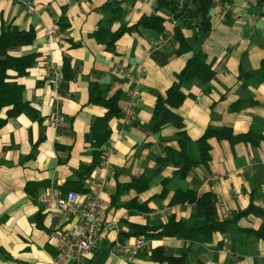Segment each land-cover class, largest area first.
<instances>
[{
	"label": "crops",
	"instance_id": "0c3cea01",
	"mask_svg": "<svg viewBox=\"0 0 264 264\" xmlns=\"http://www.w3.org/2000/svg\"><path fill=\"white\" fill-rule=\"evenodd\" d=\"M27 3L35 6L33 12ZM111 4L119 5L122 15L98 37L101 23L112 15ZM152 15L164 19L162 32L140 22ZM211 16L209 33L196 37L195 23L176 21L173 10L158 8L157 0H0V31L3 23L34 30V42L17 54H37L28 75L18 79L28 108L15 116L7 117L6 110L0 115L6 118L0 126V264H53L51 233L75 225L70 215H53L37 196L46 188L86 191L81 169L94 160L93 125L107 112L91 101L92 85L104 99L120 94V115L108 124L106 144L115 143L113 173L101 211L102 221L115 224L81 264H169L154 258L157 250L158 257L179 259L175 264H264V8L258 0L216 1ZM122 25L132 29L114 50L108 49L109 35ZM51 26L58 30L53 46L45 34ZM176 26L190 45L182 53ZM199 49L214 76L183 84L184 101L172 109L182 117V129L173 122L156 127L158 98L166 97ZM47 59L62 74L56 85ZM114 65L130 69L136 78L114 73ZM137 84L136 119L124 124L123 112ZM223 128L252 136L248 141L211 137L210 159L180 176L181 165L171 160L181 148L180 131L197 141L208 129ZM178 189L209 193L215 219H232L228 230L215 232L205 243L140 233L144 228L154 232L171 217L187 221L194 215L195 203H172ZM132 201L148 212H130L126 204ZM138 235L146 237L147 246L133 260L115 248L117 240ZM66 264L78 263L70 258Z\"/></svg>",
	"mask_w": 264,
	"mask_h": 264
},
{
	"label": "trees",
	"instance_id": "16d2710c",
	"mask_svg": "<svg viewBox=\"0 0 264 264\" xmlns=\"http://www.w3.org/2000/svg\"><path fill=\"white\" fill-rule=\"evenodd\" d=\"M219 1L226 3L228 0H188L183 5L180 0H157L158 8H170L175 14L176 21H182L187 25L195 23L197 26V36H203L209 33L212 28L211 9L215 2ZM258 3L264 8V0H258ZM111 13L109 19L103 21L97 30L98 37L102 31H107L112 22L119 19L122 15V8L119 5L111 4ZM141 23L145 26L153 27L158 31H163L164 19L157 15L144 16L141 18ZM131 27L122 25L121 28L109 35L106 44L107 48L114 50L116 41ZM36 38L34 30H21L13 24H2L0 31V115L3 110H6L7 117L20 114L24 109L28 108L27 102L23 98L24 85L18 79L28 75V70L35 62L37 54H17L23 46L30 45ZM175 39L181 44L179 53L190 48L189 43L184 37L181 28L176 26ZM207 55L203 50L195 51L188 60L186 67L179 73L177 81L167 91L166 97L160 96L155 108L154 119H156V127H160L166 123L173 122L177 127H183L182 117L175 113L172 109L179 107L185 98L182 91V86L185 82L194 78H201L204 81H210L214 76L212 64L208 62ZM264 66V65H263ZM262 66V68H263ZM253 71L252 74H259L261 70ZM263 78V77H260ZM92 85L91 101L100 103L107 108V112L103 117L96 120L93 125L95 131L96 143L94 160L90 165H84L81 172L87 178L93 170L100 164L102 160L103 147L110 136L109 121L115 116H119L121 108L119 107L120 94H116L109 99H104L101 95L102 90ZM6 118H0V126L3 125ZM250 134L234 135L231 128H223L221 130L208 129L197 141H192L185 130L180 131V150L172 153V161L177 165H181L178 170L180 176H185L187 172L194 166L205 163L210 159L211 145L209 139L217 137L219 139H230L232 141H248L251 139ZM196 149V151H195ZM169 159V158H168ZM132 186V185H130ZM129 187V186H126ZM195 203L196 212L187 221L176 220L171 217L166 224L157 227L154 232H148V228H144L140 233L148 234L152 237H182L191 241L209 242L215 232H226L230 227L231 220L217 221L214 215L212 198L209 193L198 196L197 192L192 189H178L172 199V203ZM129 211L148 212V208L143 204H138L132 201L126 204ZM252 208V207H251ZM251 208L241 212L240 215L248 214ZM257 234H259L257 232ZM161 250L154 253V258H159L162 262L166 261L169 264L180 261L176 258L166 257L164 255L158 257Z\"/></svg>",
	"mask_w": 264,
	"mask_h": 264
},
{
	"label": "built area",
	"instance_id": "2783aa9c",
	"mask_svg": "<svg viewBox=\"0 0 264 264\" xmlns=\"http://www.w3.org/2000/svg\"><path fill=\"white\" fill-rule=\"evenodd\" d=\"M27 5L30 12L35 10L33 4L27 3ZM57 31V26H51L45 30L49 46L56 44ZM165 41V39H160L159 43ZM45 63L48 75L56 85L62 78V74L51 59H47ZM112 71L114 73L123 72L132 79L136 78L130 69H121L117 65L113 66ZM139 96L140 88L137 84L130 91V103L123 112L122 122L124 124H129L136 119L134 102ZM58 119L57 117L56 120ZM114 148L115 143L112 141L104 145L100 164L85 180L86 191L84 193L76 190L62 193L53 188H46L39 192L38 201L45 204L53 215L65 213L76 221L70 229L54 230L51 233L56 248L53 264H66L70 258H74L78 264H81L82 258L91 253L113 228L115 222L102 221L101 211L105 205L102 194L110 186V177L113 173L111 155ZM146 246L147 239L144 235L115 242V248L125 253L130 260L145 250Z\"/></svg>",
	"mask_w": 264,
	"mask_h": 264
}]
</instances>
